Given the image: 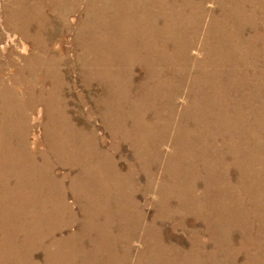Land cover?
<instances>
[{"label": "rangeland", "instance_id": "rangeland-1", "mask_svg": "<svg viewBox=\"0 0 264 264\" xmlns=\"http://www.w3.org/2000/svg\"><path fill=\"white\" fill-rule=\"evenodd\" d=\"M150 1L154 3L153 6L148 5ZM16 2L27 5L28 18L24 24L13 23L14 20L5 14ZM112 8L127 13L132 32L141 31L143 22L152 12L155 14L150 24L158 28L148 43L154 42L155 36L160 43L159 50L156 49L163 59L159 83L157 88L152 87L154 89L144 92L139 102L145 121L151 124L133 133L140 135L135 141L145 148L140 157L144 164L141 169L137 168L132 158L135 149L128 144L134 138H125L120 131L112 134L105 117L95 115V112L102 110V103L96 101L95 108L91 101L97 88L106 87L108 83L99 81L102 83L94 85L88 80L82 82L77 68L80 65L74 59L80 44L83 48L81 51L90 49L92 39H85L89 35L87 24L90 20L109 14ZM166 23L170 24L171 33L159 28ZM19 35H25L26 39H18ZM33 37L42 40L44 46L49 48L48 54L54 64H49L47 101L51 95L53 103L61 110L68 131L84 136L89 130L93 138L95 135L101 136L100 142L94 143L108 156L112 166L118 172L123 168L128 170L116 192V196L120 195L121 207L120 204L112 207V210L118 211L109 216L107 230L111 237L106 235L97 243L110 253L112 261L120 253L118 264L121 258L125 263L128 256L134 253L132 257L138 262L135 264H264V0H0V66L17 65V59L27 52ZM95 37L98 41L97 38L102 35L96 33ZM19 43L27 46L18 50ZM56 51H59L58 57ZM211 58H215V61ZM136 67L135 64L128 66L130 77L139 75ZM223 72L226 74L224 85L213 89ZM205 73L210 74L208 86H211L208 110L210 114L217 115L214 124L219 128L214 133L200 136L201 133L197 134L195 126L190 124L186 135H182L180 124L188 121L187 115H191L193 120L195 116L191 112L196 113L188 98L191 92L189 88L193 84L202 87ZM169 88L172 91L167 95ZM183 94L185 97H182ZM193 94L195 98L197 93ZM216 101H221L220 113L214 112ZM126 106L121 103L122 110ZM94 108L97 110L94 111ZM138 109V106L129 109L130 116L138 114ZM37 114L29 127L23 130V144L29 145L26 149L32 148L33 153L41 155L46 138L41 132V117ZM99 121L105 127H101L100 123V127H97ZM174 128H179V132H175ZM220 128L225 131H217ZM52 133L53 129L48 131L47 128V140ZM191 134L192 141H189ZM29 137L33 145L27 142ZM42 137L45 139L42 140ZM52 137L57 139L55 133ZM169 140H173L172 147L168 145ZM200 145H205L203 148L207 152L208 145L213 146L209 156H218L220 150H225L220 155L226 162L224 173L228 196L220 203L230 210L231 220L223 219L219 213L205 211L209 225L204 223L205 212L200 201L203 205L209 201L208 190L202 189L203 180L198 176V170L195 172L197 167L193 164L189 166L194 178L188 179L192 182L189 188L183 177L189 167H185L181 158L173 157L176 147L180 157V149L190 147L196 151ZM46 153L42 154V159L47 162L49 173L63 171L62 159H54ZM222 157L219 156V159L222 160ZM226 158H229V164ZM60 181L61 185L64 184L63 178ZM209 187L212 186L209 184ZM47 191L51 192V186ZM164 191L167 193L161 200ZM123 197L133 201L130 212L122 203ZM184 197L187 199L182 201ZM227 199L230 201L226 202ZM61 200L65 203L68 201L67 193H62ZM20 202L16 203V208L14 205L11 207L9 219L14 218L11 225L6 219L0 220V264H53L47 255L51 248L49 239L69 233L72 239L79 236L81 226L76 206L70 205L66 215L56 204L52 206L51 201L47 200L48 214L42 219L39 209L26 210L20 206ZM32 213L36 217L34 222L30 221ZM135 214L144 220L142 226ZM96 218L97 215L94 216ZM79 242L82 243V239Z\"/></svg>", "mask_w": 264, "mask_h": 264}, {"label": "bare ground", "instance_id": "bare-ground-1", "mask_svg": "<svg viewBox=\"0 0 264 264\" xmlns=\"http://www.w3.org/2000/svg\"><path fill=\"white\" fill-rule=\"evenodd\" d=\"M148 5L153 6L154 3L150 1ZM26 12L27 5H24L21 2H16L11 9L5 12V14L8 15L9 19L11 18L14 20L13 23L19 22L24 24L26 23V18H28L26 17V15H28ZM126 14L127 13H122V11L117 8H112L109 14H104L94 21L90 20V23L87 24V32H89V35L87 34L85 37L86 41H89L90 37L92 39L90 49H86V52L81 51L83 48L80 44L79 49L77 50V54L79 55L74 54V59H76L78 61L77 63L80 65L77 68H79V75L81 77L78 76L82 82L88 80L94 85H98L99 83H102L99 81H104L109 84H107L106 87L101 85V89L97 88L96 95L94 98L92 97L93 100L91 102L95 108L97 107L96 101L102 103V110L95 112V115L100 118L101 116L105 117V123L107 126L109 125L111 127L112 130L110 131L112 134L120 131V134L124 135V137L129 136L128 138H134V140H129L128 144L131 145L132 149H135V151L133 150L132 158L136 162L135 164L137 165V168L141 169L144 164L143 162L141 163L142 158L140 157L143 155L145 148L144 145L141 146L135 141L140 135L133 133L139 129L144 130L148 128L151 123H149V120V122L145 121L144 114L140 110L141 107L139 102L142 101L144 92L154 89L152 87L157 88L156 85L159 83L160 70L163 67V59L156 50L160 44L156 39V36L153 39L154 42L148 43L150 38L153 37V34L158 31L157 27H153L150 24V20H152V16L155 13L152 12L151 16H147L146 22H143L144 27L141 29L142 32L139 30L140 34L139 32L136 33L131 31L132 28L128 25ZM160 26L162 28H159L162 31L165 29L169 33L172 32V29H169V23H166L164 26L161 24ZM96 33L102 35L101 38H97L98 41L95 37ZM74 37L76 36L74 35ZM81 37H83V34ZM24 38L26 39L25 35L18 36V39L20 40ZM36 39L37 38L33 37L32 40H30V47L23 56L17 59L19 61L17 65L5 64L4 66H0V220L6 219V221L9 222V225H11L10 223L14 218L9 219L11 215L10 210L13 205L16 208V203L19 201H21L20 206L26 210L27 208H35V210L39 209L42 212V219L48 214L49 203L47 200L51 201L52 206L56 204L59 210L65 212L66 215H68L67 212L69 206L74 205L77 208L76 212L78 213L77 215L79 216L81 226V230H79L78 234L79 236L72 239L69 233L62 237L57 235L56 237L49 239L48 245H50L51 248L47 251V255L51 258L53 264H118L119 258L121 257L120 253H118V256L112 261L110 258L111 256H109L110 253L107 250H104V248L101 247L102 245L100 246L97 243L98 241H101L104 236L106 237V235H110L111 237V234H109L107 230L109 216L112 212L115 213L118 211V209L115 208L114 209L117 211L112 210V207L120 204V199H118L120 195L116 196V192L119 191L118 184L123 182L124 176L126 177L125 171L128 172V170L123 168L118 172L112 166L108 156H105L101 151L102 149L96 145L100 142L101 136L95 135L93 138L89 130L85 132L84 136H77L72 129L73 133L68 131L69 127L65 124V119L63 120L60 114L61 110L53 103L51 95L47 101V94L49 91L47 79L49 77L48 72L51 68V66L49 67V64L53 63V59L48 54L49 48L44 46L42 40L40 41L39 39ZM26 46L27 45L24 43H19L18 50L22 48L24 49ZM55 55L58 57L59 51H56ZM13 58L15 59L14 56ZM211 59L213 62L215 61V58ZM15 60L13 61L14 63L17 61ZM130 64H135L137 66L136 69L137 71L139 70V75L137 77H130V71L128 69ZM216 69L220 68L217 67ZM193 77L192 74L191 78L193 79ZM130 78L135 79L131 80ZM225 78L226 74L223 72L219 82L212 86L213 89H216V87L218 88L220 85L222 86V84L224 85ZM209 80L210 74L205 73L203 75V81L205 84H202V87H197L193 84L192 88H189L191 92L190 97L188 98L193 105L192 107L196 108V113L191 112L195 116L193 120L191 115H187L186 118L188 119V123L184 122L183 124L182 122V124H180L181 127L179 128L182 135H186L185 131L190 127V124L195 126V132H198L197 134L201 133L200 136L203 134L208 135L207 133H214L215 130L219 128L214 124L217 115L210 114L211 112L208 110L209 105L211 104L208 97V94H210L208 91H211V86H208ZM171 91V89L168 90L167 95L170 94ZM53 92L54 87H52V94ZM193 93H197L195 98L193 97ZM182 97H185V95L183 94ZM121 103L127 105L125 110L121 109ZM229 104L231 105V103ZM215 105L216 108L214 112H222L221 101L220 103L216 101ZM135 106H138V111L140 110V112L135 115L131 114L130 116L129 109L134 108ZM95 108L94 111L97 110ZM36 113H39L37 115L41 117V132L46 138L45 141V138L42 137V140H44V152L42 151V154H47L46 152H48L52 155V158L62 159L63 161L61 166L64 170L57 172L56 174L49 173L48 167L46 168L47 162L42 159V154L37 155L33 153L32 148L26 149L29 145L24 146L23 144V136L25 133L23 130L29 127L31 124L30 122L35 117ZM225 120L228 121L227 119ZM99 123L101 127H105L100 121L97 123V127H100L98 126ZM47 128L48 131L51 128L53 129V133L48 140L45 134ZM54 128L56 132H54ZM179 128H174V130L176 129L175 132H179ZM240 128H242V126ZM220 130L225 131L221 128L217 131ZM54 133L57 135V139L52 137ZM226 134L229 133L226 132ZM192 137V134L188 136L189 141H192ZM94 141L97 143L95 144ZM27 142L32 145L34 144L31 137H29ZM172 144L173 140H169V147H172ZM203 146L205 145H200V148L196 151H192L190 147L185 150L180 149V157L179 154L176 153V147L174 149L175 154L173 157H176L177 159L181 158V161L183 160V162H185L186 168L191 164L197 167L195 172L198 170V176L203 180L201 181V187L202 189L207 188V195L210 198H208L209 201H207L205 205L200 201V205L203 208L202 211H213V214L219 213V215H222L223 219L227 218L228 220H231L232 217L230 210H227L225 205L220 203L221 199L226 197V195L228 196V193H226L228 189L225 187L224 173L226 162L224 163L225 160L223 161V157L220 155L224 154L225 150L224 148L220 150L217 153L218 156H213L212 154L209 156V152L214 149L213 146L210 147L208 145V152L204 151L205 147L203 148ZM219 156L222 157V160L219 159ZM232 159L237 161L233 157ZM226 160L229 164V158H226ZM68 168H70V170ZM216 172H218V175ZM183 177L188 183L189 188H191L192 182H189L188 179L193 180L194 178L192 177L190 167L187 170V174H184ZM60 178L64 179V184L62 185L60 184ZM161 182L162 181H160V183ZM203 183H206L207 186L205 187ZM209 184L212 186L211 188L209 187ZM49 186H51L50 193L47 191ZM63 192L67 193L68 196V201L66 203L61 200ZM165 193H167V191L162 192L160 196L161 200ZM186 199L187 198L184 197L182 201H185ZM229 201L230 199H227L226 202ZM132 202V199L130 200V198L127 197H123L122 199V203L123 205H126L128 212L131 211ZM206 212L204 213V223L207 225V219H209V217ZM96 215L97 218L94 219V216ZM135 216L142 226L144 220H141L137 214H135ZM35 219L36 217L33 214V218L30 221L34 222ZM96 227L98 228L96 229ZM46 234L48 235L50 233ZM81 239L82 243L79 242ZM123 250H125V248H123ZM133 255L130 257L128 256L129 259L131 258V261L127 259V264L138 263L135 262L137 260L133 259ZM122 260L123 259L121 258L119 264H126V261L123 263L124 261L122 262ZM26 262L28 263V260H26ZM28 264H30V262Z\"/></svg>", "mask_w": 264, "mask_h": 264}]
</instances>
